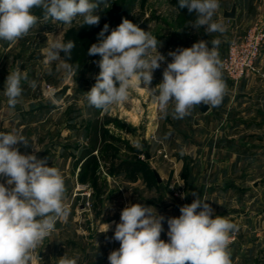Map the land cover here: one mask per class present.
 I'll use <instances>...</instances> for the list:
<instances>
[{
	"label": "rangeland",
	"instance_id": "374dc122",
	"mask_svg": "<svg viewBox=\"0 0 264 264\" xmlns=\"http://www.w3.org/2000/svg\"><path fill=\"white\" fill-rule=\"evenodd\" d=\"M254 7L264 10V0H256ZM34 12L41 19L26 37L16 43L0 39V132L25 136L30 144L17 145L19 149L40 150L35 152L37 158H47V166L52 167L48 150L72 152L71 161H78L92 119H104L103 145L94 152L96 161L71 173V211L107 220L121 214L126 205L140 203L167 218L178 217L179 208L196 199L192 195L195 192L211 205L214 216H224L237 226L230 233L232 264H264V126L241 125L238 108L228 110L229 117L233 114L230 126L225 122L207 129L201 124L194 126L197 121L188 120V116L174 119L171 103L168 115H163L158 101L143 85L130 88L128 99L108 112L90 107L86 99L100 72L97 62L101 59L99 55H88V49L98 43V34L106 23L108 35L122 19L138 26L147 22L145 31L162 42L158 51L167 56L154 72L149 87L155 88L171 62L169 51L200 32L201 28L190 26L195 13L179 9L178 0H107L97 10L99 24L80 27L82 17L63 25L43 20L39 8ZM57 39L75 41L71 62L78 66L77 75L67 76L57 67L59 62L47 61L46 50ZM60 55L64 57L63 52ZM17 66L28 72L29 80H35L37 87L33 90L28 81H22L19 103L10 108L3 92L4 82ZM225 76L237 89L239 84ZM64 83L71 84L69 92L62 101L55 102L52 93ZM236 95L233 91V102L237 101ZM236 106L233 104L232 109ZM124 162H132L133 166L117 170Z\"/></svg>",
	"mask_w": 264,
	"mask_h": 264
},
{
	"label": "clouds",
	"instance_id": "9594fccd",
	"mask_svg": "<svg viewBox=\"0 0 264 264\" xmlns=\"http://www.w3.org/2000/svg\"><path fill=\"white\" fill-rule=\"evenodd\" d=\"M106 2L0 0V39L16 43L26 37L41 19L34 12L37 8L45 21L71 25L82 17L80 27L97 26L101 18L97 10ZM178 8L195 13L196 19L190 24L195 29L203 26L208 34L227 30L222 22L213 20L219 0H178ZM108 32L106 23L98 34V43L88 49V55L101 57L96 82L86 93L90 107L108 112L113 105L126 101L129 89L137 85L152 92L163 115H168V106L173 104L174 119L190 115L191 109L201 103L210 108L222 103L227 84L219 38L169 51L167 55L172 59L163 70L162 81L150 88L155 70L166 61L158 51L162 42L128 19H122L105 35ZM75 47L73 40L57 39L46 50L47 61L59 62L57 67L67 76L77 75L78 66L71 62ZM22 81H28L33 90L37 87V82L29 80L28 72L19 66L6 77L3 92L10 108L19 103ZM21 144L27 147L30 143L23 135L0 132V264H31L35 250L55 230L56 223L70 215L64 203L66 187L61 171L47 166V158H37L35 152L40 150L33 148V153L22 154L17 146ZM192 195L196 199L181 206L178 217L167 218V242L161 239L165 216L140 203L126 205L111 238L120 247L109 253V264H232L230 233L237 226L224 216H214L206 199L195 192ZM58 264H78V258L63 255Z\"/></svg>",
	"mask_w": 264,
	"mask_h": 264
},
{
	"label": "crops",
	"instance_id": "0c3cea01",
	"mask_svg": "<svg viewBox=\"0 0 264 264\" xmlns=\"http://www.w3.org/2000/svg\"><path fill=\"white\" fill-rule=\"evenodd\" d=\"M232 2L236 5L235 17L228 19L224 18L222 12L224 9H229L230 7L227 8V5L231 6ZM255 3L256 0H219L220 6L216 11L218 14L215 13L213 20L222 22L226 26V32L223 34H208L202 26L200 32H198L196 36L192 35L191 38L183 39L179 44L177 43L174 46L186 48L191 47L200 40L211 42L212 39L219 38L221 40L219 54L222 59L226 52L228 41L236 34H241L245 31L257 15H264V10H260V7H254ZM209 47H211L210 43ZM256 67L257 72L248 78L242 79L238 83L237 89H233L231 81L228 80L222 72L223 79L227 84L228 97L224 96L222 103L218 107L210 108L209 106L206 112H201L198 108L194 107L191 109V114L188 115V120L192 119L197 121L194 126H199L201 124L205 126L206 129L208 127L210 128L212 125L216 126L221 122H225V124L230 126L232 125L231 115L233 114L229 113V117L227 114L228 110H237L238 108L242 115L241 125L264 126V44H262L259 57L256 61ZM160 80H162V78H160ZM151 85H153V82ZM157 85L158 83L155 84V86ZM233 91H236L237 94V101L235 102L232 100ZM233 104L237 105L234 109H232ZM170 125L173 127L176 126L174 122H171ZM20 152L22 154L33 153L30 150H20ZM47 156L52 158L53 163H51L53 167L58 168L61 173L63 172L62 175L66 187L64 203L70 209L73 200L71 196V185L73 181L71 173L79 171L80 163H73V161H71L73 156L72 152L57 151L54 148L48 150ZM66 168H69V170L67 171ZM0 182L3 181L0 180ZM87 194L88 193L85 192L84 195ZM159 214L165 216L162 212ZM165 217L166 219L163 222L164 232L161 233V239L167 242L168 225L167 216ZM119 222L120 214L103 220L100 216L77 212L73 213L70 209V215L67 220H59L55 225V230L45 238L42 244L35 250L31 264H58L60 257L63 255L70 258L77 257L78 264H109V253L120 247L119 242L111 239L115 232V225ZM107 225L109 226L108 231H106ZM262 250H264V247H262Z\"/></svg>",
	"mask_w": 264,
	"mask_h": 264
},
{
	"label": "built area",
	"instance_id": "2783aa9c",
	"mask_svg": "<svg viewBox=\"0 0 264 264\" xmlns=\"http://www.w3.org/2000/svg\"><path fill=\"white\" fill-rule=\"evenodd\" d=\"M264 44V15H257L250 26L227 43L221 59L222 71L235 83L257 72L256 61Z\"/></svg>",
	"mask_w": 264,
	"mask_h": 264
},
{
	"label": "trees",
	"instance_id": "16d2710c",
	"mask_svg": "<svg viewBox=\"0 0 264 264\" xmlns=\"http://www.w3.org/2000/svg\"><path fill=\"white\" fill-rule=\"evenodd\" d=\"M146 21H143L139 24V27L145 31ZM96 78V77H95ZM93 79L95 84L96 79ZM104 119L102 117L96 116L92 119L90 123V129L88 135L86 137V145L82 147L80 155L78 157L77 163H80L79 171L84 170L88 165L92 164L96 161L97 157L94 152H98L102 149L103 145V136H104V128H103ZM133 166L132 162H124L120 165L119 169H128Z\"/></svg>",
	"mask_w": 264,
	"mask_h": 264
},
{
	"label": "water",
	"instance_id": "95a60500",
	"mask_svg": "<svg viewBox=\"0 0 264 264\" xmlns=\"http://www.w3.org/2000/svg\"><path fill=\"white\" fill-rule=\"evenodd\" d=\"M235 13H236V5H235L234 2H232V4H231L229 9H224L223 10L222 16L224 18H227V19L228 18H233V17H235ZM70 87H71L70 83H64L59 89L54 91L52 93V98L54 99V101L55 102L62 101L66 97V95L68 94ZM208 107H209L208 105H205L203 103H201L200 105L197 106V108L201 112H206ZM142 145H145V142H144L143 139H142ZM147 156H149V155L147 154Z\"/></svg>",
	"mask_w": 264,
	"mask_h": 264
}]
</instances>
